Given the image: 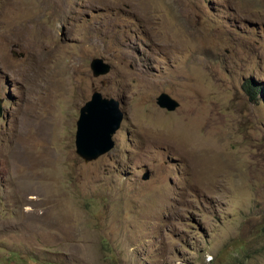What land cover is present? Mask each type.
I'll use <instances>...</instances> for the list:
<instances>
[{"label": "rangeland", "instance_id": "obj_1", "mask_svg": "<svg viewBox=\"0 0 264 264\" xmlns=\"http://www.w3.org/2000/svg\"><path fill=\"white\" fill-rule=\"evenodd\" d=\"M0 99V264H264V0H0Z\"/></svg>", "mask_w": 264, "mask_h": 264}, {"label": "water", "instance_id": "obj_2", "mask_svg": "<svg viewBox=\"0 0 264 264\" xmlns=\"http://www.w3.org/2000/svg\"><path fill=\"white\" fill-rule=\"evenodd\" d=\"M90 68L93 74L99 75L100 69L107 72L110 66L97 57L91 60ZM156 104L167 111H173L179 106V102L165 92L157 96ZM2 112L0 99V117ZM121 120L119 101L112 97H104L99 91L94 90L90 99L79 109L75 123V153L85 162L105 154L114 145L113 135L119 128ZM144 178H147V174Z\"/></svg>", "mask_w": 264, "mask_h": 264}, {"label": "bare ground", "instance_id": "obj_3", "mask_svg": "<svg viewBox=\"0 0 264 264\" xmlns=\"http://www.w3.org/2000/svg\"><path fill=\"white\" fill-rule=\"evenodd\" d=\"M101 70H103V69H100V74H99L98 76H100V75H104V74L106 73L105 71H101ZM93 76L96 77L97 75H96V74H93ZM246 84L250 85L249 82H247ZM250 86H251V85H250Z\"/></svg>", "mask_w": 264, "mask_h": 264}, {"label": "trees", "instance_id": "obj_4", "mask_svg": "<svg viewBox=\"0 0 264 264\" xmlns=\"http://www.w3.org/2000/svg\"><path fill=\"white\" fill-rule=\"evenodd\" d=\"M245 87H246V89L249 91V92H253L254 93V88H252V90H250V85H248V84H245ZM251 96H252V94H251Z\"/></svg>", "mask_w": 264, "mask_h": 264}, {"label": "clouds", "instance_id": "obj_5", "mask_svg": "<svg viewBox=\"0 0 264 264\" xmlns=\"http://www.w3.org/2000/svg\"><path fill=\"white\" fill-rule=\"evenodd\" d=\"M251 85V84H250ZM252 86V88H254V86L253 85H251ZM94 91V90H93ZM92 95V94H91Z\"/></svg>", "mask_w": 264, "mask_h": 264}]
</instances>
